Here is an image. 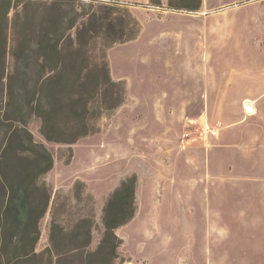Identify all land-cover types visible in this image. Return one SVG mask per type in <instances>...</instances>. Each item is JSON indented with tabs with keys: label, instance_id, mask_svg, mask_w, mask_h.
Listing matches in <instances>:
<instances>
[{
	"label": "rangeland",
	"instance_id": "374dc122",
	"mask_svg": "<svg viewBox=\"0 0 264 264\" xmlns=\"http://www.w3.org/2000/svg\"><path fill=\"white\" fill-rule=\"evenodd\" d=\"M62 1L0 0V121L10 95L53 158L37 257L27 246L17 257L4 231L0 264H55L53 224L87 226L95 251L104 208L131 177L136 211L115 230L117 264H264V0ZM57 60L92 69L87 87L102 66L111 82L72 144L45 140L27 117L42 66ZM250 91L263 95L260 117L242 102Z\"/></svg>",
	"mask_w": 264,
	"mask_h": 264
},
{
	"label": "trees",
	"instance_id": "16d2710c",
	"mask_svg": "<svg viewBox=\"0 0 264 264\" xmlns=\"http://www.w3.org/2000/svg\"><path fill=\"white\" fill-rule=\"evenodd\" d=\"M62 3V0H51L49 7L60 8ZM53 49L52 53L57 55L62 52L57 45ZM42 67L47 74L42 84L34 87L39 93L37 98L27 101V117L41 120L45 140L72 144L89 133V105L96 97L102 98L111 84L106 66H102L104 79L94 88L87 87L86 80L93 72L87 66H63L57 60L53 66ZM69 72L74 76L71 83ZM12 99L9 95L0 121V127H6L0 136V234L7 231L10 240L16 244L21 242L17 257L27 246L24 256L35 259V246L40 237L38 223L51 198L49 186L39 180L52 170L53 158L42 144L33 140L25 128L28 121L19 116L22 108L14 109ZM135 184L134 177L124 180L107 202L103 212V237L93 252L87 250L90 228L80 224L67 233L53 224L46 253L56 258L55 264H117L121 240L115 230L134 217Z\"/></svg>",
	"mask_w": 264,
	"mask_h": 264
},
{
	"label": "crops",
	"instance_id": "0c3cea01",
	"mask_svg": "<svg viewBox=\"0 0 264 264\" xmlns=\"http://www.w3.org/2000/svg\"><path fill=\"white\" fill-rule=\"evenodd\" d=\"M245 86L247 85L248 87L250 88H253L255 87L254 84H251V83H247L245 82L244 84ZM243 85V86H244ZM234 84H233V88H234ZM262 94H256V93H252L251 94V91H250V96L246 97L245 99L242 100L243 104L245 106H250L253 108V111L252 112H248L249 115H255L254 117H260V105L259 103H261V98H262ZM254 104V105H253ZM256 104V105H255Z\"/></svg>",
	"mask_w": 264,
	"mask_h": 264
},
{
	"label": "bare ground",
	"instance_id": "6f19581e",
	"mask_svg": "<svg viewBox=\"0 0 264 264\" xmlns=\"http://www.w3.org/2000/svg\"><path fill=\"white\" fill-rule=\"evenodd\" d=\"M247 110H248L249 112L253 111V110L251 109L250 106H247Z\"/></svg>",
	"mask_w": 264,
	"mask_h": 264
}]
</instances>
